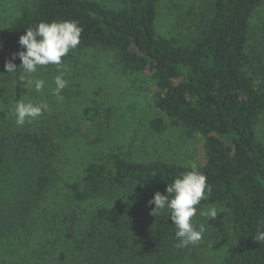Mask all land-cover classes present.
<instances>
[{"label":"trees","instance_id":"16d2710c","mask_svg":"<svg viewBox=\"0 0 264 264\" xmlns=\"http://www.w3.org/2000/svg\"><path fill=\"white\" fill-rule=\"evenodd\" d=\"M262 2L210 0L203 14L206 20L193 39L184 42L158 32L159 0H123L119 6L103 0H35L0 27V76L10 74L5 73V61L23 50L18 39L26 28L41 21H75L81 28L80 43L62 62L87 48L114 51L124 70L148 74L155 105L172 125L203 138L206 160L198 168L211 187L206 200L224 208L210 224L223 231L228 220L232 229L225 254L215 264H264V242L255 241L257 231L264 230V143L256 138L264 112V83H256L250 74L253 57L246 49ZM192 8L188 17L197 13ZM13 62L21 63L18 56ZM151 125L157 132L167 127L161 118ZM56 147L45 129L0 137V169L7 153H14L16 160L26 158L27 152L40 158L16 203L6 210L0 202V264H71L61 248L78 246L71 222L72 228L74 223L85 230L94 223L98 264L130 251L135 254L124 234L132 206L138 197L149 203L155 192L165 194L176 176L190 170L189 165L159 159L131 161L114 151L101 155L84 166L79 179L65 183L68 198L78 204L109 201L97 207L83 227L79 214L61 222L57 203L47 204L51 211L34 209L36 203L44 204V195L57 178ZM122 188L124 192L114 196ZM150 211L145 215L155 235L174 237L169 213L153 217Z\"/></svg>","mask_w":264,"mask_h":264},{"label":"rangeland","instance_id":"374dc122","mask_svg":"<svg viewBox=\"0 0 264 264\" xmlns=\"http://www.w3.org/2000/svg\"><path fill=\"white\" fill-rule=\"evenodd\" d=\"M119 6L123 0H103ZM210 0H159L157 29L161 34L175 35L184 42L195 36L206 20L203 14ZM35 0H0V27L8 24L22 10L31 8ZM193 7V8H192ZM191 8L197 11L188 17ZM253 29L247 44V52L253 57L249 72L257 83H264V2L260 5L252 22ZM22 67L17 73L0 76V137L6 139L19 130L45 129L56 143L53 168L57 178L45 193V202L34 205L36 211H46L47 204H59L57 218L63 222L79 214L81 226L92 218L93 212L107 199H93L80 204L70 200L65 183L79 179L84 166L96 161L108 152L114 151L131 161L164 160L168 162L197 166L206 160L204 141L199 133L189 134L170 123L169 118L153 99V83L146 72L132 73L124 70L114 51L100 48L83 49L61 65H47L38 68L34 78L45 81L44 88L37 92L34 87L19 80ZM63 73L67 86L59 97L53 94L54 77ZM17 100L44 102L48 109L43 114L26 122L15 123L13 107ZM155 118H161L167 125L157 132L151 125ZM256 138L264 143V112L256 126ZM39 161L38 154L27 152V157L15 159L14 153H7L0 169V202L3 208L16 203L18 193L30 179L31 168ZM116 190L114 196L124 192ZM48 204V205H49ZM31 206V205H30ZM209 206L224 209L223 206L201 200L197 206L194 223H204L206 231L202 241L185 248L176 247L177 238H161L155 235L146 211L154 205L139 199L131 208L130 224L125 226L135 251L104 264H215L225 254L232 238L231 224L227 220L225 229L219 231L200 216L201 209ZM49 211V212H50ZM43 214V213H42ZM47 215V214H46ZM74 220V219H73ZM69 222H71L69 220ZM82 228L71 222L76 244L62 245L71 264H98L95 258L98 232L94 223ZM123 232V231H122ZM90 233V234H89ZM103 233L106 231L103 230ZM87 239V240H86ZM76 246V247H75Z\"/></svg>","mask_w":264,"mask_h":264},{"label":"clouds","instance_id":"9594fccd","mask_svg":"<svg viewBox=\"0 0 264 264\" xmlns=\"http://www.w3.org/2000/svg\"><path fill=\"white\" fill-rule=\"evenodd\" d=\"M81 28L73 20L39 22L35 28L28 27L24 34L19 36L18 43L23 50L13 53L12 59L4 63L5 73H17L18 66L13 62L18 56L22 67L19 80L39 92L45 86V81L34 78L38 68L47 65H61L62 57L71 49H75L80 43ZM3 45L0 44V47ZM55 88L53 94L59 97L60 92L67 86L63 73L54 77ZM48 109L44 102L17 100L12 109L17 125H24L43 114ZM207 177L196 163H191L190 170L180 173L172 183L167 185L165 194L155 192L149 204L150 215L156 217L168 212L175 227V237L179 241L176 247L185 248L189 245H197L203 239L206 231L204 223L196 224L193 218L197 215V206L201 200L207 199L211 193V187L207 184ZM222 209L209 206L201 209L199 214L207 219H215ZM256 242H264V230H258Z\"/></svg>","mask_w":264,"mask_h":264}]
</instances>
